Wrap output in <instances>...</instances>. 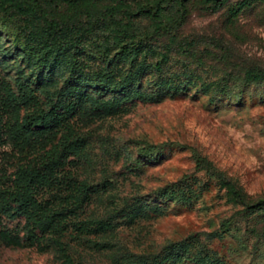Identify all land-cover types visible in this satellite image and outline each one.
Returning a JSON list of instances; mask_svg holds the SVG:
<instances>
[{
    "label": "rangeland",
    "instance_id": "rangeland-1",
    "mask_svg": "<svg viewBox=\"0 0 264 264\" xmlns=\"http://www.w3.org/2000/svg\"><path fill=\"white\" fill-rule=\"evenodd\" d=\"M0 264H264V0H0Z\"/></svg>",
    "mask_w": 264,
    "mask_h": 264
},
{
    "label": "trees",
    "instance_id": "trees-1",
    "mask_svg": "<svg viewBox=\"0 0 264 264\" xmlns=\"http://www.w3.org/2000/svg\"><path fill=\"white\" fill-rule=\"evenodd\" d=\"M38 2V0H35ZM51 1H59V2H75V1H78V0H51ZM16 6L18 8H20L21 10H24V7L21 5V4H16ZM37 7L39 9L42 10V7L40 5V3H37ZM44 12V11H43ZM257 77H262L261 74H258L256 75ZM51 122H52V117L49 116V114H42V115H39L36 119V125L39 127V128H45L47 126H50L51 125ZM22 177H17L16 178V183L17 184H20L22 182ZM229 189L231 192H233V194L235 195V197H237V199H239L240 201H243L244 197L243 195L239 192V190L236 188L235 184L231 183L229 184ZM29 196V192L26 191L24 193H21V194H17V195H14L13 197V202L14 203H17L19 204L18 205V209L19 210H23L25 208V205H23V202L24 201H27V197ZM3 208V207H2ZM177 246H181V244H177Z\"/></svg>",
    "mask_w": 264,
    "mask_h": 264
}]
</instances>
